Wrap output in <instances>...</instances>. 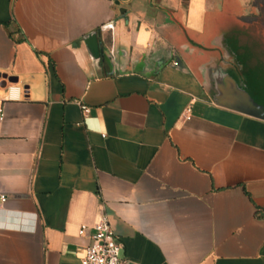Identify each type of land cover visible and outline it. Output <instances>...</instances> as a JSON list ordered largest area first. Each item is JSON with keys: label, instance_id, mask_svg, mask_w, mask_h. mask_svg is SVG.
<instances>
[{"label": "crops", "instance_id": "1", "mask_svg": "<svg viewBox=\"0 0 264 264\" xmlns=\"http://www.w3.org/2000/svg\"><path fill=\"white\" fill-rule=\"evenodd\" d=\"M117 1L0 0V264H264V0Z\"/></svg>", "mask_w": 264, "mask_h": 264}, {"label": "built area", "instance_id": "2", "mask_svg": "<svg viewBox=\"0 0 264 264\" xmlns=\"http://www.w3.org/2000/svg\"><path fill=\"white\" fill-rule=\"evenodd\" d=\"M175 64V62H173ZM193 101V100H191ZM83 116H86L89 109L80 105ZM180 116L187 120L190 117V104H187ZM2 114L0 112V120ZM4 201V196L0 194V202ZM86 229L85 225H80L77 231L82 235ZM121 246L116 241L107 218L104 214L100 215L98 220L91 226V233L88 236V243L84 247V254L78 264H124L121 257Z\"/></svg>", "mask_w": 264, "mask_h": 264}, {"label": "water", "instance_id": "3", "mask_svg": "<svg viewBox=\"0 0 264 264\" xmlns=\"http://www.w3.org/2000/svg\"><path fill=\"white\" fill-rule=\"evenodd\" d=\"M115 4H118L117 0H114ZM98 34L99 32H90L86 34L83 38L84 46L86 47V50L88 51L89 56L94 59L98 60L102 57L103 52L102 49L99 46L98 42ZM2 79H6L8 82H15V78L6 77L5 75H1ZM1 85H4L3 83Z\"/></svg>", "mask_w": 264, "mask_h": 264}]
</instances>
